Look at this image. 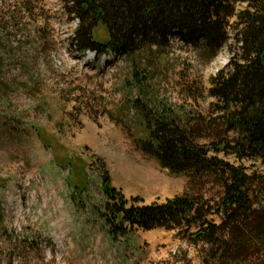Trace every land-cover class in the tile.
<instances>
[{
  "label": "rangeland",
  "instance_id": "rangeland-1",
  "mask_svg": "<svg viewBox=\"0 0 264 264\" xmlns=\"http://www.w3.org/2000/svg\"><path fill=\"white\" fill-rule=\"evenodd\" d=\"M78 26L70 0H0V264H264V254L212 260L209 245L178 230H135L114 242L98 214L97 158L129 200L162 204L185 193L219 200L214 180L190 187V174H172L137 145L156 119L200 146L235 137L211 89L239 51L236 24L215 58L172 38L163 50L99 60L73 48ZM94 34L108 39L101 26ZM218 156L250 175L264 172L262 161Z\"/></svg>",
  "mask_w": 264,
  "mask_h": 264
},
{
  "label": "trees",
  "instance_id": "trees-1",
  "mask_svg": "<svg viewBox=\"0 0 264 264\" xmlns=\"http://www.w3.org/2000/svg\"><path fill=\"white\" fill-rule=\"evenodd\" d=\"M70 4L79 22L73 48L82 56L93 52L98 60L108 55L129 57L147 47L163 50L172 38L186 46L205 47L215 58L236 24L239 51L228 70L212 79L211 89L227 135L235 137L200 146L184 129L156 119L147 126V140L137 145L172 174H190V187L214 180L222 190L219 200L191 193L162 204L129 200L97 158L104 198L98 214L114 242L135 230H178L192 244L209 245L212 260L249 262L264 254V172L250 175L218 156L224 152L240 161L264 163V0H70ZM100 26L108 34L105 41L94 34ZM134 76L141 80L139 74ZM74 203L84 204L75 199Z\"/></svg>",
  "mask_w": 264,
  "mask_h": 264
}]
</instances>
